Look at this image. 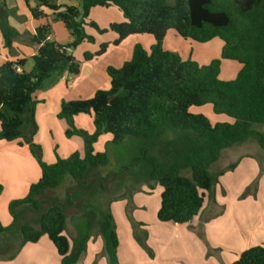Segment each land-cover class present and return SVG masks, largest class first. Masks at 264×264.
<instances>
[{
  "label": "trees",
  "instance_id": "trees-1",
  "mask_svg": "<svg viewBox=\"0 0 264 264\" xmlns=\"http://www.w3.org/2000/svg\"><path fill=\"white\" fill-rule=\"evenodd\" d=\"M35 2L37 7L29 6L32 16L49 18L40 7L52 10V20L61 21L73 41L59 44L50 39V24L40 26L32 36V43L38 46L32 70L19 71L25 60L8 61L0 67V140L12 142L23 138L41 168V178L31 185L28 194L10 202L12 224L3 227L0 223L1 233L20 229L21 246L37 243L46 235L61 256V264L79 261L90 234L81 232L71 250L65 234L64 206L53 203L41 211V196L67 178L82 184L91 169L109 164L108 154L95 152L93 147L102 134H109L115 145L127 138L150 144L141 148L135 161H145L149 181L163 189L159 221L175 224L191 222L201 213L206 198L213 197L218 174L211 172V167L223 150L251 139L264 150V133L260 130L264 127V0H81L80 8L57 5L52 0ZM111 6L119 8L126 19L109 26L118 36L114 45H120L129 36L144 34L153 36L155 44L149 52L138 45L121 68L109 67V90H98L90 99L62 101L57 117L69 124L66 137L84 138L85 154L82 157L76 151L48 164L42 158L41 147L33 142L38 131L34 95L54 75L80 73L81 63L72 52L84 41L94 42L85 32V20L93 8ZM0 23L5 46L12 49L19 33L8 24L6 15H0ZM90 24L100 32L107 31L100 30L94 22ZM170 31L198 43L220 39V59L200 65L165 50L164 40ZM108 46L104 43L96 53H86L85 60L105 54ZM223 60L241 65L235 79H220ZM207 105L230 121L212 123L206 115L191 112L193 107ZM82 114H93L92 134L74 125V117ZM152 147L158 148L170 163L161 162L152 153ZM184 170L190 175H182ZM2 190L0 185V195ZM25 205L38 215L39 228L19 220L17 210ZM88 225H94L92 219ZM99 229L108 264H118V237L109 212L102 216ZM234 264H264V245L244 251Z\"/></svg>",
  "mask_w": 264,
  "mask_h": 264
},
{
  "label": "crops",
  "instance_id": "crops-1",
  "mask_svg": "<svg viewBox=\"0 0 264 264\" xmlns=\"http://www.w3.org/2000/svg\"><path fill=\"white\" fill-rule=\"evenodd\" d=\"M52 1L57 5L78 8L82 3L81 0ZM29 6L35 8L37 3L35 0H0V15H6L8 24L19 33L14 40L13 48H7L0 23V67L8 61L25 60V64L19 68V71L32 70V58L38 51V46L32 43V36L40 26L50 24L52 28L50 39L59 44L66 45L70 43L69 41H73L65 25L61 21L52 20V10L40 7V10L49 18L35 19ZM95 8L90 11V14L100 13ZM125 20L123 14L117 13L115 17H110L108 22L111 25ZM142 40L149 43L151 47L155 44L152 39L143 38ZM86 50L95 51L96 49L88 47ZM72 53L74 56L75 52ZM128 59H131L129 55L123 56L117 67H122ZM89 62L85 61L81 65L78 75L63 73L52 76L34 95L37 101L35 113L37 125L38 123L40 125L41 121L42 124L43 121L46 123V117H49L51 120L48 130L51 137H49L55 139L57 133L60 139V145L57 146H55L56 141L47 139L52 148V145L55 146L57 152L53 153L54 150L52 151L51 148L46 153L44 138L39 133V127L33 137V142L41 147L42 158L48 164H54L57 157L68 158L76 151L82 157L84 156L83 141L77 136L65 137L69 124L66 120L58 119L57 116L62 101L90 99L99 90L88 85L84 79L85 72L90 77L97 74ZM227 66H230L236 75L241 69L235 63H227ZM108 86H110L109 77L108 81H103L100 89H107ZM82 115L74 117V125L92 134L95 131L93 114L88 115V119ZM223 116L225 121H230L229 117ZM260 130L264 133V127ZM107 138L106 142L112 143L111 136ZM0 148L8 154L0 157V185L3 187L0 202L5 198L3 213L4 211L6 213L5 221L1 225L8 227L13 221L9 213L10 202L28 194L31 185L41 178V168L23 138L12 142L0 140ZM95 151L100 152L96 149ZM231 166L234 168L231 169ZM130 171L132 173L124 171L120 178L114 176L116 182L130 179L131 181L114 194L115 200L107 203L103 208H97V214L91 216L90 213L94 212L93 210L88 213H77L76 203L67 204L70 208L65 209L66 231H71L74 239L78 238L79 231L82 229L79 222L82 218H87L86 232H90L86 251L76 264H108L105 241L99 229L102 216L107 212L112 215L116 226L118 264H234L244 251L264 245V151L260 146L249 144L247 141L222 151L219 160L211 167V172L218 174L213 197L206 198L201 213L188 224L159 221L162 187L150 182L148 174H145L141 180L138 177L134 178L132 175H137L139 169L135 170L132 167ZM73 182L78 184L75 180ZM27 208L22 206L17 210L19 217L28 210ZM91 219L94 225L89 228L88 221ZM95 231L97 232L94 233ZM22 241L21 236L16 252L0 264H61V256L46 235L42 236L37 243L21 246ZM69 241L72 250L74 242L71 239Z\"/></svg>",
  "mask_w": 264,
  "mask_h": 264
},
{
  "label": "rangeland",
  "instance_id": "rangeland-1",
  "mask_svg": "<svg viewBox=\"0 0 264 264\" xmlns=\"http://www.w3.org/2000/svg\"><path fill=\"white\" fill-rule=\"evenodd\" d=\"M170 3H172V1H170ZM95 9H97L98 12L100 13L90 14L89 17L85 20L86 23L84 25L86 34L93 37L94 42L84 41L80 43L73 50L75 52L74 57L82 65L86 61L85 60L86 53L94 54L100 49V46L102 44L108 43L109 46H108V51H106L107 53L101 56H96L92 60H89L90 61L89 64L92 65L94 71H96L97 74L95 76L93 75L90 77L85 72L84 79L86 83H88V85H92L93 87L98 88L99 90H109L110 86H108L107 89H100V86L103 85V81H108V77L106 73L107 69L109 67L119 68L117 67L119 60H121L125 55H129V57L131 58L133 55L132 52H134V48L138 45L142 46L146 51L149 52L151 46L149 45V43L142 40L143 38L152 39L153 41L155 40L153 36L144 34V35L128 37L125 40H123L120 45H114V41L117 39V36L114 32H112L109 29L110 24L108 20L110 17L113 16L115 17L117 13L123 14V12L119 8L114 6L110 8L97 7ZM91 22L96 23L100 28V30L103 31L106 29L107 31L100 32L97 28L91 26L90 24ZM69 42H72V40ZM222 46H223V42L220 39H214L208 43H198L190 39H184L180 37L175 31H170L167 34L163 44V48L165 50L174 51L178 53L183 60H193L200 65H206L209 64L214 59H220ZM88 47L96 50L95 51L86 50V48ZM227 63H235L236 65H239L241 67V65L238 62L235 61L228 62L223 60L221 66L220 79L224 81L233 80L237 77L236 73L233 72V70H231L230 66H227ZM45 87H47V84H45ZM191 112L194 114L201 113L206 115L211 120L212 123L226 122L225 117L223 115L219 116L215 114L212 110V107L209 105L203 107H193L191 109ZM82 117H86L88 119L89 116L83 114ZM46 120H47L46 123H44L43 121V124L41 121L40 124L41 126L38 123V127L40 128L39 131L40 135L42 136V138H44L43 142L46 153H48V151L52 148L51 144L47 141V139L51 137V135L48 134L49 133L48 130L50 129L49 122L51 120L49 117H46ZM53 132H55L54 129ZM105 136L106 138H104ZM108 136L110 135L102 134L99 137L100 140L99 139L97 140L98 143L95 142L93 147L94 150L96 149L100 152H106L108 154L110 161L109 164L106 166H99L91 169L88 179L82 184L80 183L76 185L73 182V180L69 178L65 180V182L62 183L60 186H58L56 189L54 190L49 189L45 191L44 194L41 196V201H42L41 211L46 210L53 203H58L64 206L65 209L70 208L67 206V204L76 203L78 206L76 209L77 213L78 212L88 213L89 211L93 210L94 211L93 213L97 214V210L99 208H103L104 206L107 205V203H111L112 200H115L116 195L114 194H117L120 188H123L122 186L128 185V182L131 181L130 179L127 181L116 182L117 180L114 179L115 175L117 178H120L121 176H123L124 171H129L130 173H132V171H130L132 167L135 168V170L139 169V171H137L138 172L137 175H132L134 178L138 177L141 180V178L145 177V174H148L149 166L147 165V163L143 160L135 161V159L140 157L141 148L147 145L150 146V144L144 143L136 138H127L124 141V143L120 145H115L113 143L108 144L106 142ZM77 137H80V139L84 143L83 154H85L84 138L81 136H77ZM51 141L52 142L56 141L55 146L60 145L59 135L56 133L55 139H51ZM249 144L257 145V147H259L258 146L259 144L255 139H251L249 141ZM52 146H53L52 151L54 150L53 153L57 152L55 146L54 145ZM157 149L152 147V153L155 154L161 162L169 164L170 159L169 158L164 159L159 149L158 150ZM6 155L8 154H5L4 151L0 148V157ZM182 175H190V172L188 170H184L182 171ZM3 201L5 202V198L0 202L1 224L5 221L6 218L5 211L3 213V210L5 209V204L3 203ZM25 207H28L27 208L28 210H26L27 213L26 212L24 214L22 213L20 215L19 220L28 221L32 226L39 228L40 221L38 215L35 213V211L31 206L25 205ZM86 221L87 218L85 219L82 218L80 220L79 226L82 229L79 231V233L81 232L87 233ZM96 232L97 231H95L94 233ZM65 234L73 242L74 236L71 235V231L70 232L65 231ZM20 239H21V232L19 228L16 230V232H12L8 235H6V233L0 232V263L6 261L7 258H10L11 255H13L16 252V250L18 249V241Z\"/></svg>",
  "mask_w": 264,
  "mask_h": 264
}]
</instances>
